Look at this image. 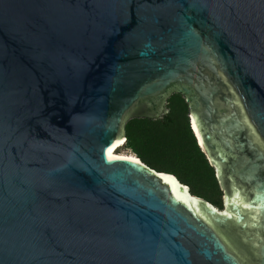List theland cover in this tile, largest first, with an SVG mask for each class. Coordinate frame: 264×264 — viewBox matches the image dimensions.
Masks as SVG:
<instances>
[{"label": "water", "instance_id": "obj_1", "mask_svg": "<svg viewBox=\"0 0 264 264\" xmlns=\"http://www.w3.org/2000/svg\"><path fill=\"white\" fill-rule=\"evenodd\" d=\"M174 94L222 209L108 157ZM0 264H264V0H0Z\"/></svg>", "mask_w": 264, "mask_h": 264}, {"label": "trees", "instance_id": "obj_2", "mask_svg": "<svg viewBox=\"0 0 264 264\" xmlns=\"http://www.w3.org/2000/svg\"><path fill=\"white\" fill-rule=\"evenodd\" d=\"M170 112L159 120L131 119L125 126L124 147L151 168L175 175L191 193L223 208V192L197 144L189 106L181 94L168 100Z\"/></svg>", "mask_w": 264, "mask_h": 264}, {"label": "bare ground", "instance_id": "obj_3", "mask_svg": "<svg viewBox=\"0 0 264 264\" xmlns=\"http://www.w3.org/2000/svg\"><path fill=\"white\" fill-rule=\"evenodd\" d=\"M192 127H193V129H194V131H195L196 136L198 137V142H199V144L203 147L202 139H201V137H200V134H199V132H198V130H197L196 125H195L194 122H193ZM124 145H125V139H123V140L117 142V143H116V144H115V145L109 150V152H108V157H109V159L113 160V159H117V158H121V157H122V158L131 159V160H133V161H139V160H138V157H135V156H124V155H119V154L116 153V151H117L119 148L123 147ZM203 149H204V147H203Z\"/></svg>", "mask_w": 264, "mask_h": 264}, {"label": "rangeland", "instance_id": "obj_4", "mask_svg": "<svg viewBox=\"0 0 264 264\" xmlns=\"http://www.w3.org/2000/svg\"><path fill=\"white\" fill-rule=\"evenodd\" d=\"M116 153L119 155H124V156H135V157H137L135 154H133L130 150L126 149L124 146L119 148L116 151Z\"/></svg>", "mask_w": 264, "mask_h": 264}, {"label": "flooded vegetation", "instance_id": "obj_5", "mask_svg": "<svg viewBox=\"0 0 264 264\" xmlns=\"http://www.w3.org/2000/svg\"><path fill=\"white\" fill-rule=\"evenodd\" d=\"M164 117V116H163ZM192 128V127H191ZM197 140V139H196ZM197 144H198V141H197ZM199 146V145H198Z\"/></svg>", "mask_w": 264, "mask_h": 264}]
</instances>
